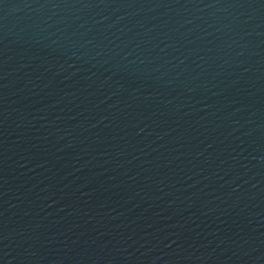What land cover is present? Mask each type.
Wrapping results in <instances>:
<instances>
[{
    "label": "water",
    "instance_id": "water-1",
    "mask_svg": "<svg viewBox=\"0 0 264 264\" xmlns=\"http://www.w3.org/2000/svg\"><path fill=\"white\" fill-rule=\"evenodd\" d=\"M0 264H264V0H0Z\"/></svg>",
    "mask_w": 264,
    "mask_h": 264
}]
</instances>
